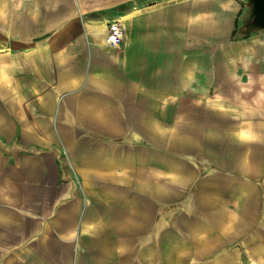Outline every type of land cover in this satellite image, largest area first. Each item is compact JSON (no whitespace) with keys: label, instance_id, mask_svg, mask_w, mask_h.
I'll list each match as a JSON object with an SVG mask.
<instances>
[{"label":"crops","instance_id":"0c3cea01","mask_svg":"<svg viewBox=\"0 0 264 264\" xmlns=\"http://www.w3.org/2000/svg\"><path fill=\"white\" fill-rule=\"evenodd\" d=\"M248 9L0 0V264H264Z\"/></svg>","mask_w":264,"mask_h":264},{"label":"water","instance_id":"95a60500","mask_svg":"<svg viewBox=\"0 0 264 264\" xmlns=\"http://www.w3.org/2000/svg\"><path fill=\"white\" fill-rule=\"evenodd\" d=\"M249 9L244 15L245 27L254 31L264 28V0H248Z\"/></svg>","mask_w":264,"mask_h":264},{"label":"built area","instance_id":"2783aa9c","mask_svg":"<svg viewBox=\"0 0 264 264\" xmlns=\"http://www.w3.org/2000/svg\"><path fill=\"white\" fill-rule=\"evenodd\" d=\"M123 39V30L117 21L108 24L105 42L108 45L119 47Z\"/></svg>","mask_w":264,"mask_h":264}]
</instances>
